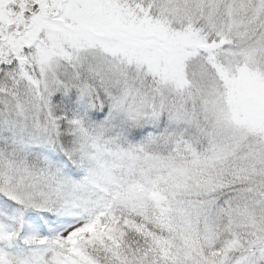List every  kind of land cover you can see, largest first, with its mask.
I'll return each mask as SVG.
<instances>
[{
    "label": "snow or ice",
    "instance_id": "snow-or-ice-1",
    "mask_svg": "<svg viewBox=\"0 0 264 264\" xmlns=\"http://www.w3.org/2000/svg\"><path fill=\"white\" fill-rule=\"evenodd\" d=\"M0 264H264V0H0Z\"/></svg>",
    "mask_w": 264,
    "mask_h": 264
}]
</instances>
